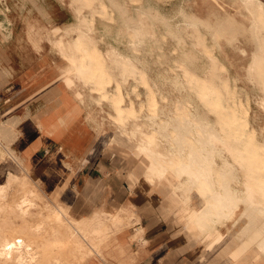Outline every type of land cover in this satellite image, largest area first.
Instances as JSON below:
<instances>
[{
    "label": "bare ground",
    "instance_id": "6f19581e",
    "mask_svg": "<svg viewBox=\"0 0 264 264\" xmlns=\"http://www.w3.org/2000/svg\"><path fill=\"white\" fill-rule=\"evenodd\" d=\"M131 1L132 8L122 0H73L76 21L44 32L69 95L97 132L104 119L113 128L107 152L130 159L131 187L142 180L152 193L167 191L171 215L193 249L209 244L225 264H264V127L256 116L251 122L224 55L227 46L249 58L244 79L264 112V2L232 0L242 20L226 13L210 22L197 13L178 19L180 8L167 17L149 0ZM116 11L125 23L98 32L94 14ZM41 38L29 32L34 47ZM167 38L176 45L170 54L162 50ZM103 106L109 111L97 121L93 108ZM9 136L0 135V163L16 153L13 142L4 143ZM62 154L77 158L73 150ZM26 171L8 170L0 183V264H88L95 257L106 264L104 252L133 263L136 253L119 244L133 224L132 209L103 201L89 214H71L57 195L45 201L40 181ZM135 233L141 237L142 227Z\"/></svg>",
    "mask_w": 264,
    "mask_h": 264
},
{
    "label": "rangeland",
    "instance_id": "374dc122",
    "mask_svg": "<svg viewBox=\"0 0 264 264\" xmlns=\"http://www.w3.org/2000/svg\"><path fill=\"white\" fill-rule=\"evenodd\" d=\"M18 1V13L22 14L26 13L27 11H31L30 3L35 2L36 0ZM56 1L57 0H46L44 2L47 3L46 7L49 8L50 12H53L57 15ZM58 1H60L62 3H60L61 6L65 8V26L74 23L77 16L72 8L74 6L73 0ZM122 1H125V3L131 8L133 7V5H135V2L133 1V3L131 0ZM149 1L151 5L158 7L160 13L167 17L171 16L172 18H174V11H177V9L180 8L183 14L179 15L178 19H192L195 16L194 14L197 13L202 18L207 19L210 22H215L217 19H220V17H223L226 13H229L235 15L237 19L242 20V18L238 14L240 10L237 4H235L232 0ZM38 11L42 12V10H40L39 8ZM153 12L154 10L152 9L151 14ZM82 13L85 16H92L89 10L86 9L83 10ZM116 15H119L120 18L117 19ZM59 17L63 19V16L60 15ZM112 17L116 19L114 22L110 20V18ZM93 19L95 28L98 32H100L106 25H110L113 23L122 25L126 21L125 18L121 17V15L117 11L113 14L110 12L109 18H103L99 13H95ZM156 21L158 28L162 29L163 23L160 15L156 17ZM53 26H55V24H52V22H50V27L44 28V32L48 29H51ZM110 30H115V28H110ZM102 31L104 32V29ZM207 31L208 29L206 30V32ZM52 38L55 39V37ZM238 38L242 42L246 41L244 45L246 46L247 50H252V46L247 42V38L243 37L242 35H238ZM17 41L27 42L28 36L25 38L19 37L17 38ZM43 41L48 42V40H46L44 37ZM222 43L223 45L225 44V42L223 41ZM174 47H176L174 42L170 40V38H167L166 43H164L162 46V50L166 54H170L172 53V49H174ZM101 48L103 49L105 48V46H102ZM48 50L49 55L52 58L51 61L59 63L58 56L50 46V44L48 46ZM224 53L223 54L226 57L225 63L227 64V66H229L232 75L237 76L239 79L237 82L238 90H241L240 94L242 95V100L248 108V114L250 115L251 122H253V119L256 116L258 118L257 126L259 125L264 127V112L258 109L255 101V96L257 95V93L253 90L250 84L246 83L244 79V70L242 66L247 64L249 58L242 57L238 53V51L233 50L232 48L227 46H225ZM195 55L196 54L194 53L190 54V56ZM170 63L173 62L171 61ZM21 71V69L15 70V72L11 75L13 76L12 78L11 76H9V78H5L4 76L1 77L4 83L0 84V125L3 126V130H1L0 133L2 135L9 133L10 140H5L4 143L8 145L9 142H13L14 144L12 145V149L15 150L16 153L13 155L14 157H11V160H6L5 162L3 161L0 163V183L5 180L6 171L13 170L15 173H17V169L19 167L25 168L27 170L26 173L28 174V178L30 180H33L29 175H32L38 165L36 166L35 163H32L31 154L33 155L35 161H43L45 159H48L49 157H54L55 166L52 165L53 168H51V171L49 173H46V171H42L40 174V185L38 184V187L45 195L44 200L48 202L49 200H53V197H55L54 191L58 187H63L64 192L58 196V199L60 200L59 203L63 205H70L71 214H89L91 211H93L94 208L101 205L103 201H106L107 205L112 204L115 206L122 205L129 207L130 209H132V212L135 215L132 220L133 224L125 228L119 238L120 242L124 240V242L128 241L129 244H132L129 249H133L131 250L133 251V253L137 252L136 246L140 244L139 239H144L143 234L141 237L138 235L135 236V229L138 227L137 224H139L141 220H147V217L153 215L157 217V220L162 221L163 224L167 226L175 223V215L173 216L167 214L169 212H167V209L165 208V205H167L168 208L171 206L170 203L165 200L167 191L159 189L156 193L157 197H150L149 193L151 192L148 190V187L142 182L141 179V181L138 180L131 187V180L128 176V169H130V167L132 166L130 159H124L116 153L111 154L107 152L106 142L108 137L112 134L113 128L109 125L106 119H104V125L100 127L101 130L97 132L95 130L94 123H87L85 112L81 111L79 119L80 126L77 125L75 133L72 132L75 135H78V140L74 139L73 141H76L77 145L82 146L79 155H77V158L75 160L73 159L74 157L72 154L69 156H65L57 153L58 145L53 139L47 140L46 142L39 144L34 148H31V144L34 143V141L38 138L36 132H34L30 127H26V125L24 124L18 127L19 131L14 130V126L11 127L10 124H6L8 122L5 119L7 116L3 113L2 110L5 103L7 101H9V103H13L23 100V97L27 93L26 87L28 85L23 82L21 83V78L19 75ZM132 97L135 99L133 95ZM29 104H32V108L34 109L38 107V105H40V101H31L29 102ZM25 107L26 105L21 106V114H23V110ZM103 108L104 112L101 111L100 108H93L94 118H96L97 121H101L103 118H105L104 116L106 115V112L109 111L106 106H103ZM1 121L3 124H1ZM8 125L10 127H8ZM9 128L13 129V133L8 132ZM66 132L67 135L65 137L66 139L64 140L68 141L71 138V135L73 139V134H70L71 129ZM119 159H121L123 162L119 161ZM70 162H72L73 164H70ZM69 167L73 168V172L69 169ZM30 182L32 183V181ZM84 197H87L89 201L84 199ZM147 213L151 214L147 215ZM33 219H36V216H34ZM125 239L127 241H125ZM41 243H44V241H41ZM187 245L189 246L187 247ZM205 246H208V244H206ZM186 247L187 253L194 252V255L192 256L194 260L192 262H195L194 264L200 262L202 263V258L205 252H203L202 249H194L193 251L191 249V242H187ZM181 255L185 256L184 253ZM104 256L107 259L106 264H110V262L114 263V259L108 256L106 252H104ZM96 260L101 261L99 258L95 257L92 260V264H98L96 263ZM90 263L91 261H89V264ZM188 264H191V261L188 262Z\"/></svg>",
    "mask_w": 264,
    "mask_h": 264
},
{
    "label": "crops",
    "instance_id": "0c3cea01",
    "mask_svg": "<svg viewBox=\"0 0 264 264\" xmlns=\"http://www.w3.org/2000/svg\"><path fill=\"white\" fill-rule=\"evenodd\" d=\"M44 1L36 0L31 2V11L19 14L18 0H0V84L4 83L2 76L9 78L15 70L21 69L22 71L19 74L21 83L28 85L26 87L27 93L23 100L13 103L7 101L2 110L7 116L5 118L8 121L7 123L14 126L13 128L16 131H19L18 127L24 124L37 133L38 138L31 144V148L53 139L58 145L57 153L63 155V150H73L74 155H79L82 146L77 145L76 141L73 140H78V135L74 133L77 125L80 126L81 112L78 111L74 99L66 91L64 80L57 71L59 63L51 61L48 50L49 43L43 41L44 28H49L50 22L58 28L65 26L66 12L60 1H56L57 15L50 12L49 8L46 7L47 3ZM261 1L264 2V0ZM38 8L42 12H39ZM60 15L63 16V19L59 17ZM30 31L32 36L42 37L39 40L38 48L34 47L29 39L27 42L17 41L19 37H27ZM31 101H40V105L33 109L32 104H29ZM23 105H26V107L23 110V114H21V106ZM69 129H71L70 134H73V139L71 135V138L65 141L66 131ZM31 160L36 166L38 165L32 175H29L33 180H40L42 171L49 173L51 168H53L52 165L55 166L54 157H49L43 161H35L31 154ZM70 164L73 163L70 162ZM71 169L73 168L71 167ZM71 171L73 172V170ZM63 192V187H58L54 191L57 196ZM156 193H149L150 197H157ZM84 199L89 201L87 197H84ZM67 206L71 209L70 205ZM165 208L169 212L167 214L171 215V206L168 208L165 205ZM150 214L147 213V215ZM137 226H141L143 229L145 244L140 242L136 246L137 252L135 253L138 256H134L135 259L132 264H188L190 261L191 264L195 263L192 262L194 260L192 257L194 252L187 253L186 250L189 246L187 245L186 247L187 242H191L192 247L193 242L183 234V226L176 223L167 226L153 215L147 217V220H141ZM125 241L127 240L125 239ZM119 244L126 249L127 253H133L131 251L133 249H129L132 244H129L128 241L124 242L123 240L120 242L119 239ZM115 249H117L116 246ZM191 249L194 251L193 248ZM210 249L209 244L202 248V251L205 252L202 258L203 261L197 264L226 263L225 256L210 252ZM183 253L185 256L181 255ZM92 260H90V264H92ZM96 263L105 264L99 260H96ZM117 263L120 264L117 259H114V263L110 262V264Z\"/></svg>",
    "mask_w": 264,
    "mask_h": 264
}]
</instances>
